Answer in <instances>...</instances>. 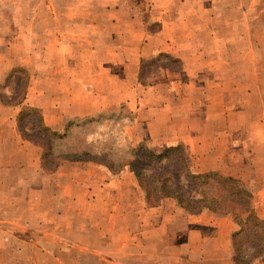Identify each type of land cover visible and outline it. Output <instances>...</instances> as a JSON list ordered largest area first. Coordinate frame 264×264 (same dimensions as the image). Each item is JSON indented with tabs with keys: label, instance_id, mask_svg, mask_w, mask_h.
Returning <instances> with one entry per match:
<instances>
[{
	"label": "rangeland",
	"instance_id": "1",
	"mask_svg": "<svg viewBox=\"0 0 264 264\" xmlns=\"http://www.w3.org/2000/svg\"><path fill=\"white\" fill-rule=\"evenodd\" d=\"M162 24H177L180 31L176 34L169 31V36L166 33L164 37L167 38L161 39ZM72 39L86 42L90 48L86 58L80 47L74 49L76 55L71 54L73 58L64 57L69 49L62 42ZM162 40L166 42L163 47L167 51L181 47L188 56L200 52L207 53L206 58L210 60L220 55L224 57L222 60L228 63V78L232 77L240 84L230 99V109L243 107L247 111H242L241 115L234 113V123L249 122V133H254L251 137L259 144L254 148L257 157L251 166L264 164V144L260 142L264 138V126L258 125L260 121L264 123V0H0V102L17 105L21 98L25 99L26 93L30 92L33 72L42 77L47 90L49 83L52 85L53 75L57 77L58 87L62 85V88L69 85L65 77L86 76L88 104L95 105L91 115L67 117L65 113L51 109L45 99L39 103L48 108L45 115L34 107H21L37 112L36 119L27 117L23 122L26 133H34L35 121L40 118L58 135L67 133L66 139L58 142V149L62 151H88L107 156L116 163L131 160L132 150L141 144L152 153H160L162 149L153 148L157 146H148L146 124L134 125V107L129 101L120 99H127L130 92L137 98L142 97L143 87L150 85V78H161V67L171 70L180 67L178 59V63L172 62L164 58L165 53L156 52L152 58H142L145 43L151 41L155 51L160 50ZM222 45H226V49H221L220 54ZM50 52L57 56L56 61L54 57L49 60ZM111 60L117 61L118 68L115 64L102 66L104 61ZM22 63L26 65L19 66ZM135 65L136 86L135 82L128 84V76H132ZM109 67L120 82L104 70ZM96 71L98 81L94 82L91 77ZM206 76L195 80L198 84L195 97L201 103L204 99L201 87L205 86L203 79ZM59 80L64 83H58ZM245 91L249 92V98L244 96ZM118 92L119 96L116 95ZM114 95L117 97L113 98ZM56 101L60 106L64 99ZM90 118L94 121L83 125ZM69 125L71 128L67 131ZM17 133L16 137H19ZM0 143V264L166 262L153 263L154 258L132 259L120 255L118 251L127 253L129 247L118 248L117 242L101 238L106 235L122 239L129 234L142 233L150 237L147 249L152 254L162 248L154 240L160 235L162 240H167L166 235L174 234L180 223L183 224L182 217L176 215L175 202L164 200L161 204L164 209L161 214L166 220L159 228L156 212L147 218L142 210L144 195L133 175L135 188L127 186L108 194L99 193V199L94 203L98 207L74 210L73 214L57 220L55 208H62L64 204L62 189L59 190L63 180L62 177L51 178L53 174L41 170L42 149L28 146L19 138L14 140L8 129L0 130ZM71 165L81 174L79 165L82 164L64 162L58 169H68ZM188 165L191 172L200 173L196 159ZM217 165H220L219 169L212 172L224 176L230 173L234 163L222 160ZM255 169L251 167L244 178H236L251 192L258 184ZM100 170L102 174L97 172L96 177L92 176L95 182L112 179L107 171ZM77 195L81 196L76 194L77 198ZM112 215L116 222L112 221ZM220 217L232 221L231 216ZM235 230L236 226L233 232ZM97 249L102 253L90 256ZM138 251L143 253L141 247ZM248 251L243 253L245 258L250 255ZM261 260L264 258L257 259ZM173 261L170 264H174Z\"/></svg>",
	"mask_w": 264,
	"mask_h": 264
},
{
	"label": "crops",
	"instance_id": "2",
	"mask_svg": "<svg viewBox=\"0 0 264 264\" xmlns=\"http://www.w3.org/2000/svg\"><path fill=\"white\" fill-rule=\"evenodd\" d=\"M169 31L176 34V32L180 31V27L177 24H162L160 30L161 39H166L167 37L164 36L166 33L169 36ZM165 43L162 40L160 50L157 49L155 51L151 47V41L145 43V51L142 58H152L156 52L165 53L167 56L178 59L180 67L176 70L161 67L162 75L159 76L161 78L151 77L150 85L143 87L142 97L137 98L134 92H130L126 95L127 99L123 98L120 101H129L131 107L136 110L134 125H139L141 122L146 124L148 139H150L148 146L153 144V146H157L153 148L160 150L172 146H182L188 163L192 159L197 160L200 170L198 174L218 170L220 165H217V162L222 160L234 163L230 168V173L224 176L235 179L244 178L245 173L250 172L249 169L251 167H255L256 169L253 171L258 179V184L253 189L254 192H252L254 197L253 208L257 216L264 221V164L259 166L252 164L251 166V163H254V159L257 157L254 148L259 146V144L254 137H251L254 133H249L248 121L234 123L233 114L241 115L242 111H246V109L243 107L235 110L230 109V99L237 92L240 85L239 82L233 81L232 77L228 78L226 70L228 63L222 60L224 57H221V55L215 57V60H210L209 57L206 58L207 53L203 55V53L196 52L199 53L198 57H196V53L188 56L181 51V47H178L176 51H167L163 47ZM62 44L66 49H69L67 51L68 55H64V57L67 56L66 59H69V57L73 58L76 55L74 49L78 47L84 51L85 58L87 56L86 53L90 52V48L85 45L86 42L81 39L63 41ZM221 49H226V45L220 47V54ZM53 50L55 49L53 48ZM53 57L54 61H56L57 56L50 52L49 60ZM116 63L117 61L113 60L108 63L104 61L102 66L107 67L115 64L118 68ZM25 65V63H22L19 66ZM132 68L134 70L132 71V76H128V84L135 82L134 86H136L137 65L132 66ZM104 70L108 71V74H112L111 70L113 69L109 67ZM204 74H207V76L203 79L205 86L201 87L204 90V99L203 103H201L195 97L198 94V84H196L195 80ZM97 75L96 71L91 77L92 81H98ZM112 75H114V79L117 77L120 82V78L116 73ZM56 78V75H53L52 85L49 83L47 90L41 81L42 77L33 72L30 92L26 93L25 99L21 104L3 105L0 102V130L8 129L10 137L12 136L16 141L19 138L24 143L25 141L21 139L20 135L16 137V116L22 109L21 107L27 105L41 110L43 115H45L48 108L39 104L40 101L45 99L49 101L51 109L63 112L67 117L91 115L95 105L92 103L88 104L89 93L86 91H88L87 85L89 83L86 76L73 77V75H70L65 77L69 85L67 84L64 88H62V85L58 87ZM58 83L63 84L64 80L62 82L59 80ZM113 92L115 94L116 90L114 89ZM116 95L119 96V92ZM245 95L247 98L250 96L248 91H245ZM116 97L114 95L113 98ZM56 99H64V101L58 106ZM199 120L202 121L200 122ZM258 125L263 127L264 123L260 121ZM260 142L264 144V138ZM27 145L33 146L29 143ZM73 166L71 165L68 169L60 168L51 176V178L62 177L63 180L59 190L62 189L64 204H62V208H55L57 220H62L60 218L63 216L67 217L70 213L73 214L74 210L78 212L81 209L89 210L98 207L94 203L99 199L97 195L99 193L108 194L110 191L124 189L127 186L136 187L133 184V173L126 168L118 175H109L112 179H108L104 183H97L92 176L96 177L97 175L95 176L94 174L97 172L102 174L98 166L94 164L79 165L82 167L83 173L81 172V174L76 172ZM92 189L97 190L93 191ZM79 193L81 196L77 195V198L75 195ZM163 201L154 208H148L144 200L141 203L142 210L148 216L147 218L153 215L152 212H156L159 228H161L163 220H166V216L162 217L161 214V210H164L161 206ZM176 215L182 217L183 224L180 223L179 226H182V228L178 227L177 232L166 235L167 240H162V235L159 236V239L154 240L153 242L160 243L162 248L152 254L147 249L150 237L142 233L129 234L126 237L123 236L124 238L122 239L104 235L101 239L117 242L118 248L128 246L129 252L121 253L118 251L120 255L123 254L132 259L137 257L143 259V256L154 258L152 259L153 263L164 260L166 262L161 264H170L171 260H174V264H234L232 261L233 251L231 243V236L235 229L233 221L227 217L223 218L206 211L190 215L178 206ZM111 219L113 222L117 220L113 215ZM111 219H109V222H111ZM147 221L145 220V222ZM140 247L143 249L142 254L138 251ZM101 253L99 249L93 250L90 256H98ZM251 264H264V260H255Z\"/></svg>",
	"mask_w": 264,
	"mask_h": 264
},
{
	"label": "trees",
	"instance_id": "3",
	"mask_svg": "<svg viewBox=\"0 0 264 264\" xmlns=\"http://www.w3.org/2000/svg\"><path fill=\"white\" fill-rule=\"evenodd\" d=\"M164 58L178 63L171 57ZM21 99L18 105L24 100ZM36 113L34 109H21L16 116V129L23 141L42 149L40 168L43 172L54 174L64 162L94 164L114 176L128 167L148 208H154L162 200L169 199L190 215L206 211L219 216H231L236 226L231 236L233 263L251 264L264 258V221L254 211L252 192L238 179L215 172H191L182 146L168 147L156 154L141 144L132 150L131 160L126 163H116L107 156L88 151H62L58 149V142L66 139L67 133L58 135L40 118L35 121L34 133H26L23 122L27 117L36 119ZM93 121L92 118L87 119L83 125ZM70 128L71 125L67 131ZM246 249H249L248 258L243 254Z\"/></svg>",
	"mask_w": 264,
	"mask_h": 264
}]
</instances>
